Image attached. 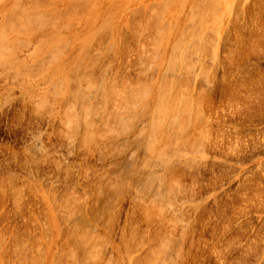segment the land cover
Listing matches in <instances>:
<instances>
[{"label": "rangeland", "instance_id": "1", "mask_svg": "<svg viewBox=\"0 0 264 264\" xmlns=\"http://www.w3.org/2000/svg\"><path fill=\"white\" fill-rule=\"evenodd\" d=\"M168 1L0 0V264H264V0Z\"/></svg>", "mask_w": 264, "mask_h": 264}, {"label": "bare ground", "instance_id": "2", "mask_svg": "<svg viewBox=\"0 0 264 264\" xmlns=\"http://www.w3.org/2000/svg\"><path fill=\"white\" fill-rule=\"evenodd\" d=\"M15 1H16V0H15ZM17 1H18V0H17ZM69 1H70V0H69ZM86 1H87V0H86ZM165 1H166V0H165ZM167 1H168V0H167ZM169 1H170V0H169ZM169 1H168V2H169ZM195 1H196V0H195ZM199 1H200V0H199ZM200 2H201V1H200ZM14 3H15V2H14ZM14 3H13V4H14ZM163 3H164V0H163ZM165 3H166V2H165ZM17 4H18V3H17ZM17 4H16V5H17ZM84 4H85V3H84ZM86 4H87V2H86ZM195 4H196V3H195ZM17 6H18V5H17ZM183 6H184V5H183ZM10 7H12V5H11ZM22 7H23V6H22ZM29 7H30V6H29ZM35 7H36V6H35ZM72 7H73V6H72ZM12 8H13V7H12ZM15 8H16V7H15ZM15 8H14V10H15ZM17 8H18V7H17ZM17 8H16V9H17ZM149 8H150V7H149ZM162 8H163V7H162ZM23 9H24V8H23ZM37 9H38V8H37ZM64 9H65V8H64ZM74 9H75V8H74ZM14 10H13V11H14ZM25 10H26V9H25ZM29 10H30V9H29ZM7 11H9V10H7ZM23 11H24V10H23ZM27 11H28V10H27ZM66 11H67V10H66ZM160 11H161V10H160ZM163 11H164V10H163ZM10 12H12V10L9 11V13H10ZM34 12H37V11H34ZM41 12H42V11H41ZM41 12H37V13H38V14H41ZM50 12H51V11H50ZM112 12H113V11H112ZM148 12H149V11H148ZM15 13H16V12H15ZM24 13H25V12H24ZM37 13H35V14H37ZM42 13H43V12H42ZM48 13H49V12H48ZM161 13H162V12H161ZM192 13H193V12H192ZM21 14H22V12L20 13V15H21ZM64 14H65V13H64ZM156 14H157V13H156ZM13 15H14V14H13ZM13 15H12V16H13ZM32 15H33V14H32ZM157 15H158V14H157ZM195 15H196V14H195ZM207 15H208V14H207ZM4 16H5V14H4ZM35 16L37 17V15H35ZM40 16H41V15H39V17H40ZM43 16H44V15H43ZM43 16H42V17H43ZM57 16H58V15H57ZM155 16H156V15H155ZM160 16H161V15H160ZM160 16H159V17H160ZM5 17H6V16H5ZM8 17H9V16H8ZM39 17H37V18H39ZM45 17H46V16H45ZM45 17H44V18H45ZM107 17H108V16H107ZM111 17H112V16H111ZM191 17H192V16H191ZM33 18H34V17H33ZM47 18H48V17H47ZM52 18H54V17H52ZM109 18H110V16H109ZM26 19H27V18H26ZM29 19H30V18H29ZM40 19H41V18H40ZM45 19H46V18H45ZM48 19H49V18H48ZM54 19H55V18H54ZM105 19H106V18H105ZM112 19H113V17H112ZM157 19H158V18H157ZM161 19H162V18H161ZM201 19H202V18H201ZM24 20H25V19H24ZM24 20H22V22H23ZM41 20H42V19H41ZM106 20H107V19H106ZM5 21H6V19H5ZM7 21H9V19H8ZM32 21H33V20H32ZM38 21H39V20H38ZM102 21H103V20H102ZM146 21H147V20H146ZM162 21H163V20H162ZM35 22H36V21H35ZM41 22H42V21H41ZM53 22H54V21H52L51 23H53ZM103 22H104V21H103ZM107 22H108V21H107ZM30 23H31V21H30ZM39 23H40V22H39ZM42 23H43V22H42ZM45 23H46V22H45ZM45 23H44V24H45ZM67 23H68V22H67ZM104 23H105V22H104ZM104 23H103V24H104ZM163 23H164V22H163ZM163 23H161V24H163ZM165 23H166V22H165ZM53 24H54V23H53ZM53 24H52L51 26H53ZM101 24H102V22H101ZM154 24H155V23H154ZM201 24H202V23H201ZM46 25H48V24H46ZM143 25H144V22H143ZM21 26H22V25H21ZM39 26H40V25H39ZM39 26L37 25L38 29H39ZM42 26H43V25H42ZM66 26H67V25H66ZM103 26H104V25H103ZM161 26H162V25H161ZM161 26H160V27H161ZM165 26H166V24H165ZM7 27H8V26H7ZM34 27H35V26H34ZM44 27H45V26H44ZM44 27H42V28H44ZM100 27H101V26H100ZM100 27H98V28H100ZM166 27H167V26H166ZM166 27L163 26V28H166ZM183 27H184V26H183ZM23 28H25V27H23ZM40 28H41V26H40ZM20 29H21V28H20ZM25 29H26V28H25ZM25 29H24V31H25ZM155 29H157V28H155ZM157 30H158V29H157ZM161 30H162V29H161ZM213 30H214V29H213ZM9 31H10V30H9ZM35 31H36V30H35ZM96 31H97V30H96ZM159 31H160V30H158V31H156V32H157V33H160ZM10 32H11V31H10ZM22 32H23V31H22ZM36 32H37V31H36ZM156 32H155V33H156ZM1 33H2V32H1ZM24 33H26V32H24ZM135 33H136V32H135ZM164 34H165V32H164ZM165 35H166V34H165ZM165 35H164V36H165ZM1 36H2V35H1ZM151 36H152V35H151ZM157 36H158V34H157ZM161 36H163V34H162ZM182 36H183V34H182ZM17 37H18V36H17ZM21 37H22V36H21ZM21 37H20V38H21ZM108 37H109V36H108ZM154 37H155V36H154ZM163 38H165V37H163ZM177 38H178V37H177ZM179 38H180V37H179ZM51 39H52V38H51ZM156 39H157V38H156ZM180 39H181V38H180ZM153 40H155V39L153 38ZM159 40H160V39H159ZM5 41H6V40H5ZM17 41H18V39H17ZM163 41H164V40H163ZM163 41H160V42H163ZM65 42H67V41H65ZM113 42H114V41H113ZM157 42H158V40H157ZM179 42H180V41H179ZM67 43H68V42H67ZM114 43H115V42H114ZM177 43H178V42H177ZM42 44H43V43H42ZM44 44H47V43H44ZM91 44H92V43H91ZM153 44H154V43H153ZM153 44H152V45H153ZM157 44H159V42H158ZM157 44H154V45L157 46ZM1 45H2V44H1ZM4 45H5V44H4ZM6 45H7V43H6ZM61 45H62V44H61ZM65 45H66V44H65ZM65 45H64V46H65ZM173 45H174V44H173ZM179 45H180V44H179ZM182 45H183V43H182ZM52 46H53V45H52ZM89 46H90V45H89ZM177 46H178V45H177ZM4 47L6 48V46H4ZM43 47H44V46H43ZM1 48L3 49V47H1ZM36 48H37V50H38L40 47H36ZM57 48H58V47H57ZM57 48H56V49H57ZM173 48H174V47H173ZM173 48H171V49L173 50ZM9 49H10V48H9ZM11 49H12V48H11ZM48 49H49V47H48ZM48 49H47V51H48ZM50 49H51V46H50ZM54 49H55V48H54ZM86 49H87V48H86ZM184 49H185V47H184ZM186 49H187V48H186ZM37 50H36V51H37ZM39 50H40V49H39ZM158 50H159V49H158ZM172 50H171V51H172ZM47 51H46V52H47ZM55 51L57 52V50H55ZM58 51H59V50H58ZM85 51H86V50H85ZM85 51H84V52H85ZM175 51L177 52V50H175ZM179 51H180V50H179ZM186 51H187V50H186ZM52 52H53V49H52ZM59 52H61V51H59ZM160 52H161V50H160ZM172 52H173V51H172ZM170 53H171V52H170ZM182 53H183V52H182ZM47 54H48V53H47ZM53 54H54V53H53ZM59 54H60V53H59ZM172 54H173V53H172ZM51 55H52V54H51ZM54 55H55V54H54ZM54 55H52V56H54ZM176 55H177V54H174L173 56L176 57ZM178 55H179V54H178ZM52 56H51V58H53ZM81 56H82V55H81ZM170 56H171V55H170ZM173 56H171L170 58H172ZM180 56H181V58H182V55H180ZM48 57H49V56H48ZM58 57H59V56H58ZM175 57H174V59L172 58L173 61H175V60L178 58V56H177L176 58H175ZM188 57H189V56H187L186 59H188ZM40 58H41V57H40ZM55 58H56V56H55ZM82 58H83V57H82ZM53 59H54V58H53ZM168 59H169V58H168ZM47 60H49V59H47ZM51 60H52V59H51ZM54 60H56V59H54ZM170 60H171V59H169V61H170ZM56 61H57V60H56ZM173 61H171V62H172V63H171L172 66H173V64H175V65L177 64V65H178V63H176L178 60H176L175 62H173ZM187 61H189V60H187ZM187 61H186V62H187ZM47 62H48V61H47ZM166 62H168V61L166 60ZM1 63H2V62H1ZM3 63H4V62H3ZM80 63H81V62H80ZM169 63H170V62H169ZM81 64H82V63H81ZM171 64H168V65L166 64V65H167V69H168L169 65H171ZM46 65H47V64H46ZM166 65H165V66H166ZM21 66H22V65H21ZM44 67H45V66H44ZM83 67H84V66H83ZM173 67H174V66H173ZM25 68H26V67H25ZM41 68H42V67H41ZM44 69H45V68H44ZM44 69H43V70H44ZM77 69H78V68H77ZM167 69H166V70H167ZM176 69H177V68H176ZM11 70H12V69H11ZM169 70H170V68H169ZM173 70H174V68H173ZM174 71H175V70H174ZM38 72H39V71H38ZM69 72H70V71H69ZM170 72H171V71H170ZM175 72H176V71H175ZM15 73H16V72H15ZM173 74H174V73H173ZM180 74H181V73H180ZM67 75H68V74H67ZM169 75H170V74H169ZM68 76H69V75H68ZM77 76H78V74H77ZM176 76H177V75H176ZM81 77H82V75H81ZM167 77H168V76H167ZM170 77H171V75H170ZM61 78H62V77H61ZM69 78H70V77H69ZM161 78H162V77H161ZM165 78H166V77H165ZM179 78H180V77H179ZM184 78H185V77H184ZM78 79H80V77H79ZM172 79H174V78H172ZM60 80H61V79H60ZM163 80H164V79H163ZM82 81H83V80H82ZM160 81H161V79L159 80L158 83H160ZM168 81H169V79H168ZM175 81H177V80H175ZM57 82H58V81H57ZM62 83H64V81H63ZM86 83H87V82H86ZM162 83H163V82H162ZM162 83H160V85H161ZM168 83L171 84V85H173L171 82H168ZM168 83H167L166 86L169 87ZM60 84H61V83H60ZM77 84H78V83H77ZM164 84H166V79H165ZM175 84H176V83H175ZM177 84L179 85V82H178ZM88 85H90V84H88ZM90 86H91V85H90ZM145 86H146V85H145ZM162 86L165 87L163 84H162ZM162 86H161V90L163 89ZM183 86H184V84H183ZM183 86H182V87H183ZM77 87H78V85H77ZM177 87H178V86H177ZM179 87H180V86H179ZM56 88H59V86L56 87ZM79 88H80V87H79ZM169 88H170V87H169ZM66 89H67V88H66ZM72 89H73V88H72ZM74 89H75V88H74ZM83 89H84V88H83ZM158 89H159V86H158ZM165 89L167 90V87H165ZM165 89H163L162 91L165 92V91H166ZM173 89H174V87L172 88V90H173ZM175 89H177V88L175 87ZM175 89H174L173 93H171L172 90H171V92L169 93V95H171V96L173 95V96H172L173 98H172V97H171V98L174 99V100H172L171 102L168 101V100H166V99H169V98H167V97L169 96L168 93H167L166 95H168V96L165 97V98H163V101H164V103H166L165 101H167V102H169V103L176 104V105H177V106H176L177 109H176V108H174V109H175V111L178 110L177 112L179 113V109H178V108L180 107L181 110H182V108H181V106H178V101L180 100L179 103L182 102V103H181L182 106L185 105L184 109H185V108L188 109V107H189V106H188V103H187V104H185V103L187 102L186 100H188L189 98H187V99L185 98L186 100L183 98L186 102L183 101V99L180 97L181 94H179V93H180V90H178L179 92H177L176 96L179 94L178 96H179L180 99H178V96H177V97H176L177 102H176V100H175V96H174V95H175L174 92L176 93L177 90L175 91ZM178 89H180V88H178ZM69 90H70V89L68 88V91H69ZM75 90H76V89H75ZM77 90H78V89H77ZM154 90H155V89H154ZM169 90H170V89H168V91H169ZM79 91H80V90H79ZM82 91H83V90H82ZM75 92H77V91H75ZM164 92H162V93H164ZM37 93H38V92H37ZM58 93H59V92H57V94H58ZM77 93H78V92H77ZM94 93H95V92H94ZM148 93H149V92H148ZM165 93H166V92H165ZM73 94H74V93H73ZM79 94H80V93H79ZM150 94H151V93H150ZM158 94H159V93H158ZM182 94H183V93H182ZM185 94H186V92H185ZM66 95H67V94H66ZM75 95H76V94H75ZM82 95H84V94H82ZM186 95H187V94H186ZM55 96H56V95H55ZM63 96H65V95H63ZM72 96H74V95H72ZM92 96H93V95H92ZM146 96H147V95H146ZM155 96H157V93H156ZM182 96H184V95H182ZM74 97H75V96H74ZM79 97H80V96H79ZM158 97H159V96H158ZM161 97H162V96L160 95V98H161ZM169 97H170V96H169ZM184 97H185V96H184ZM40 98H41V97H40ZM64 98H65V97H64ZM67 98H68V97H67ZM75 98H76V97H75ZM75 98H74V99H75ZM77 98H78V96H77ZM154 98H156V97H154ZM61 99H62V98H61ZM80 99H82V98H80ZM85 99H86V98H85ZM91 99H92V98H91ZM63 100H64V99H63ZM70 100H71V99H70ZM83 100H84V99H83ZM159 100H161V99L158 98V101L155 100V101H156L155 104H159V103H157V102H159ZM169 100H171V99H169ZM181 100H182V101H181ZM41 101H42V100H41ZM53 101H54V100H53ZM64 101H65V100H64ZM73 101L75 102V100H73ZM174 101H175V103H174ZM150 102H151V101H150ZM75 103H77V101H76ZM75 103H74V104H75ZM164 103H162V101L160 102V104H162V106H163ZM183 103H184V104H183ZM189 103H190V101H189ZM196 103H197V102H196ZM42 104H43V103H42ZM79 104H80V103H79ZM160 104H159V105H160ZM166 104H168V103H166ZM166 104H164V105H165V106H164L165 108H166V107H169V109H172V108H173V106H172L171 104H170L171 108H170V106H168V105L166 106ZM181 104H179V105H181ZM80 105H81V104H80ZM196 105H197V104H196ZM146 106H147V105H146ZM186 106H187V107H186ZM190 106H191L192 109H193V110L191 109V112L193 111V113H195L194 111H195L197 108H196L195 106H194V108H193L192 103H190ZM71 107H73V106H71ZM71 107H70V108H71ZM154 107H156V108H154V109H158V108H159L160 110L162 109V110H161L162 113H160L161 111L159 112V109H158V112L160 113V115L162 116L163 119H164V118L167 119V115H168V114H165V113H168V112L171 113L170 115H171L172 118H173V116H175V115H176L175 118H177L178 113L175 112L173 109H172V110H173L174 112H173V111L171 112V110H169V109H168V110L165 109V110H167V112L164 110V112H165L164 114H165L166 116H165V115L163 116L162 114H163V109H164V107H161V105H160L161 108L158 107V105H157V106H154ZM174 107H175V105H174ZM66 108H68V110H69V107L66 106ZM66 108H65V109H66ZM84 108H85V107H84ZM195 108H196V109H195ZM73 109H74V107H73ZM184 109H183V110H184ZM187 109H185L184 111L182 110V112L185 113V112L187 111ZM189 109H190V107H189ZM189 109H188V111H190ZM63 110H64V109H63ZM68 110H65V111H68ZM84 110L86 111V108H85ZM89 110H90V109H89ZM181 110H180V112H181ZM69 111H70V110H69ZM85 111H84V113H85ZM152 111H153V109H152ZM156 111H157V110H156ZM156 111H153V112H155V114H153V112H151V115H155L156 118H157L156 120H154V122L159 120V121L156 122V124H155V125H157V127H155L154 122H152V121L150 122L151 125H148V127H150V126L152 127V124H153L155 130H154V128H152V130L149 128V130H151L152 132H153V131L156 132V130H157V132H158V131H161L159 128L161 127V123H162V121H163L162 118H161V116H160V118L158 119L159 115L157 114ZM88 112H89V111H88ZM88 112H87V113H88ZM191 112H189L188 114H187V112H186V114L183 113V115H182L181 118H183L184 115H185V117L187 116V118H188L189 116H191V115H189ZM63 113H64V112H63ZM65 113H68V112H65ZM84 113H83V114H84ZM87 113H86V114H87ZM147 113H148V112H147ZM174 113H175V114H174ZM176 113H177V114H176ZM69 114H70V113H69ZM172 114H173V115H172ZM180 114H181V113H180ZM196 114H197V112H196ZM196 114H195V115H196ZM66 115H67V114H66ZM87 115H88V114H87ZM149 115H150V114H149ZM157 115H158V116H157ZM188 115H189V116H188ZM195 115H192V116L196 117ZM81 116H82V114H81ZM155 116H154V119H155ZM179 116H180V115H179ZM86 117H87V116H86ZM100 117H101V116H100ZM148 117H149V116H148ZM65 118H66V117H65ZM71 118H72V117H71ZM172 118H170V116H169L168 119H167V121L170 119L169 122H170V121H174V122L176 121V122H177V120H175V119L173 120ZM187 118H183V120L186 121ZM150 119H152V118H149V121H150ZM166 119H164V121H163V123H162V124H164L165 122L167 123V124L163 125V126H164V129L168 128V125H169V122L165 121ZM171 119H172V120H171ZM177 119H179V118H177ZM194 119H195V118H194ZM78 120H79V119H78ZM86 120H87V119H86ZM152 120H153V119H152ZM160 120H161V123H159ZM183 120H182V122H183L184 125H185L186 122L188 123L189 118H188V120H187L186 122L183 121ZM149 121H147V122H149ZM189 121H190V120H189ZM192 121H193V120H192ZM67 122H68V121H67ZM73 122H74V120H73ZM174 122H173V123H174ZM178 122H181V119H180V121L178 120ZM178 122H177L176 125L180 124V125H178V126H179V129H180L181 131L184 130V129L186 128V127H185L186 125H185V126H182V125H181L182 122H181V123H178ZM196 122H197V121H196ZM69 123H70V121H69ZM69 123H68V124H69ZM71 123H72V121H71ZM170 123H172V122H170ZM183 123H182V124H183ZM189 123H190V122H189ZM66 124H67V123H66ZM68 124H67V125H68ZM87 124H88V123H87ZM148 124H149V123H148ZM158 124H160V125H158ZM191 124H192V123H190V126H191ZM73 125H74V124H73ZM91 125H92V124H91ZM166 125H167V126H166ZM170 125H171V124H170ZM188 125H189V124H188ZM158 126H159V127H158ZM163 126H162V127H163ZM173 126H175V124H174ZM178 126L175 127L176 130H174V132H175V131L177 132V131L179 130V129L177 130ZM181 126L184 127V128L181 129ZM162 127H161V129H162ZM165 127H166V128H165ZM71 128H72V127H71ZM68 129H69V128H68ZM72 129H73V128H72ZM141 129L144 130L143 128H141ZM141 129H140V130H141ZM147 129H148V128H147ZM147 129H146V131H147ZM164 129H163V130H164ZM66 130H67V129H66ZM75 130H76V127H75ZM138 130H139V129H138ZM170 130H171V131H170ZM172 130H173V129L166 130V133L164 132L165 134H163V131H161L160 134H162V135L157 134V136H158V135H160V136L165 135V138H166V134H167V137L170 135V134H168L167 131H169V133H171ZM180 130H179V131H180ZM186 130H187V128H186ZM186 130H185V131H186ZM94 131H95V130H94ZM151 131H150V132H151ZM71 132H72V130H71ZM98 132H99V131H98ZM142 132H144V131H142ZM148 132H149V131H148ZM150 132H149V134H146L147 132H146L145 134H146V135H150V134L152 133V132H151V133H150ZM154 132H153V136L150 135V136H152L150 142L148 141V140L150 139V137L147 136L149 139H148V138H147L148 140L145 139V140H146V143H147V141L150 143V147H151V145H152L151 142H152L153 140H154V141L158 140L157 137H155V138H157L156 140H155V138H153L154 135L156 134V133H154ZM68 133H69V132H68ZM100 133H101V131H100ZM145 134H144V136H145ZM173 134H174V133L172 132V133H171V136H172ZM89 135H91V134H89ZM93 135H94V134H93ZM98 135H99V134H98ZM103 135H104V134H103ZM174 135H176V134H174ZM100 136H101V135H100ZM100 136H99V137H100ZM155 136H156V135H155ZM160 136H158V137H160ZM177 136H178V134H177ZM82 137L84 138V136H82ZM87 137H88V136H87ZM87 137H86V139H87ZM89 137H90L89 139H91V137H93V136H89ZM115 137H116V136H115ZM163 137H164V136H163ZM169 137H170V136H169ZM179 137H180V136H179ZM152 138H153V139H152ZM161 138H162V137H161ZM161 138H159V139H161ZM173 138H174V136H173ZM89 139H88V140H89ZM142 139H143V138H142ZM163 139H164V138H162L161 142L163 141ZM168 139H169V138H167V141H168ZM110 140H111V139H110ZM164 140H165V139H164ZM174 140H175V139H174ZM176 140H177V139H176ZM185 140H186V139H185ZM165 141H166V140H165ZM179 141H180V140H179ZM187 141H188V140H187ZM144 142H145V141H144ZM176 142H178V141H176ZM86 143H87V142H86ZM149 143H148V144H149ZM152 143H153V142H152ZM165 143H166V142H165ZM184 143H185V142H184ZM157 144H158V143H157ZM169 144H170V143H169ZM189 144H190V143H189ZM145 145H147V144H145ZM155 145H156V143H155ZM166 145H167V143H166ZM181 145H183V144H181ZM84 146H85V145H84ZM153 146H154V143H153ZM153 146L151 147V149L153 148ZM175 146H176V145H175ZM188 147H189V146H188ZM87 148H88V147H87ZM145 148H146V149L148 148V151H149V149H150V148H149V145H147V147H145ZM154 148H155V147H154ZM154 148H153V150H154ZM158 148H160V147H158ZM158 148H157V150H155V155L158 154V155H159L158 158H160V155H162V154H159V153H160V150H158ZM162 148H163V147H162ZM160 149H161V148H160ZM181 150H182V149H181ZM145 151H146V150H145ZM148 151H147V152H148ZM150 151H151V150H150ZM156 151H158V153H156ZM186 151H187V150H186ZM153 152H154V151H153ZM153 152H150L151 155H152ZM148 153H149V152H148ZM162 153H163V152H162ZM167 153H168V152H167ZM173 154H174V153H173ZM155 155H154V156H155ZM169 156H170V155H169ZM147 157H148V156H147ZM147 157H146V158H147ZM162 157H163V156H162ZM150 158H151V156H150ZM154 158H156V157H154ZM158 158H156V159H158ZM167 158H168V157H167ZM174 158H175V157H174ZM148 159H149V158H148ZM158 160H160V159H158ZM144 161H146V160H144ZM160 161H161V160H160ZM146 162H147V161H146ZM156 162H157V161H156ZM151 163H152V162H151ZM158 163H159V162H158ZM160 163H161V162H160ZM162 163H163V162H162ZM168 163H169V162H168ZM168 163L166 164L167 166H169ZM158 165H159V164H158ZM145 166H146V165H145ZM138 167H139V166H138ZM147 167H148V166H147ZM164 167H166V166H164ZM144 168H145V167H144ZM144 168H143V169H144ZM148 168H149V167H148ZM173 168H174V167H173ZM150 169H152V168L150 167ZM165 169H166V168H165ZM140 171H141V170H140ZM146 172H148V171H146ZM160 172H161V171H160ZM160 172H159V173H160ZM151 173L153 174V172H151ZM164 173H165V172H164ZM173 173H174V172H173ZM136 174H137V173H136ZM143 174H144V176H145V173H143ZM152 174H151V175H152ZM157 174H158V173H156V174H154V175L156 176ZM116 175H117V174H116ZM140 175H141V174H140ZM149 175H150V174H149ZM159 175H160V174H159ZM138 176H139V175H138ZM146 176H147V175H146ZM158 177H160V176H158ZM122 178H123V177H122ZM162 178H163V177H162ZM170 178H171V177H170ZM170 178H169V179H170ZM120 179H121V178H120ZM127 179H128V178H127ZM149 179H150V178H149ZM160 179H161V178H160ZM160 179H158V178L156 177V178H155V180H156L155 183H157V181H159ZM169 179H168V180H165V181H168V183H169V182H172V181H169ZM123 180H125V179H123ZM139 180H140V179H139ZM150 180H151V181H149V182L151 183V182H152V178H151ZM161 180H162V179H161ZM161 180H160V182H158V183L163 182V181H161ZM163 180H164V179H163ZM171 180H173V179H171ZM174 180H175V179H174ZM144 181H145V178H144ZM144 181H143V182H144ZM146 181H147V179H146ZM165 181H164V182H165ZM176 182H177V181H176ZM128 183H129V182H128ZM146 183H147V182H146ZM168 183H167V184H168ZM123 184H124V182H123ZM161 184H162V183H161ZM164 184H165V183H164ZM111 185H112V184H111ZM127 185H128V184H127ZM147 185H149V184H147ZM156 185H157V188H154V189H157V191H158L159 184H155V186H156ZM162 185H163V184H162ZM169 185H170V184H168V186H166V188H167V187L169 188ZM144 186H145V185H144ZM164 186H165V185H164ZM170 186H171V185H170ZM108 187H109V186H108ZM110 187H111V186H110ZM128 187H129V186H128ZM147 187H148V186H147ZM149 187H153V186L150 185ZM160 187H161V185H160ZM125 188H126V187H125ZM141 189H142V188H141ZM145 189H146V188H145ZM148 189H149V188H147V190H148ZM152 189H153V188H152ZM170 189H171V188H170ZM134 190H135V189H134ZM163 190H164V189H163ZM165 190H166V189H165ZM175 190H177V188H176ZM167 191H170V190H167ZM167 191H166V192H167ZM103 192H104V191H103ZM117 192H118V191H117ZM120 192H121V191H120ZM155 192H156V190H155ZM172 192H173V191H172ZM157 193H158V192H157ZM159 193H160V192H159ZM159 193H158V194H159ZM161 193H162V192H161ZM158 194H157V197L159 196ZM160 195H161V194H160ZM166 195H167V194H166ZM149 196H150V195H149ZM172 196H173V195H172ZM66 197H67V196H66ZM116 197H117V196H116ZM155 197H156V194H155ZM78 198H79V197H78ZM158 198H159V197H158ZM160 198L162 199L163 197H160ZM165 198H166V197H165ZM169 199H170V198H169ZM107 200H108V199H107ZM141 200H142V199H141ZM147 200H148V199H147ZM158 200H159V199H158ZM163 200H164V199H163ZM166 200H167V199H166ZM66 201H67V200H66ZM55 202H56V201H55ZM64 202H65V201H64ZM70 202H71V201H70ZM75 202H76V201H75ZM152 202H153V200H152ZM161 202H162V201H161ZM81 203H82V202H81ZM158 203H159V202H158ZM169 203H170V202H169ZM101 204H102V203H101ZM161 204H162V203H161ZM156 206H157V205H156ZM156 206H155V207H156ZM158 206H159V205H158ZM158 206H157V207H158ZM160 206H161V205H160ZM146 207H147V206H146ZM151 207H152V206H151ZM163 207H164V206H163ZM69 208H70V207H69ZM53 210H54V209H53ZM78 210H79V209H78ZM161 211H162V210H161ZM71 212H72V211H71ZM78 212H79V211H78ZM78 212H76V213H78ZM95 212H96V211H95ZM150 212H151V211H150ZM152 212H153V211H152ZM148 214H149V213H148ZM84 215H85V213H84ZM84 215H83V216H84ZM70 216L72 217L73 215L71 214ZM70 216H68V217H70ZM74 216H75V215H74ZM152 217H153V216H152ZM149 218H150V217H149ZM72 220H73V219H72ZM36 221H37V220H36ZM73 222H74V221H73ZM88 223H89V222H88ZM76 224H77V223H75L74 226H76ZM71 225H72V224H71ZM88 227H89V226H88ZM70 228H71V227H70ZM77 229H78V227L76 228V230H77ZM76 230H75V233H77ZM85 230H87V227H86ZM88 231H89V230H88ZM86 232H87V231H86ZM93 232H94V231H93ZM93 232H91V233L93 234ZM78 233H80V232H78ZM91 233H90V234H91ZM95 233H96V232H95ZM81 234H83V236L85 237L84 234H86V233L84 232V233H81ZM92 234H91L90 236H92ZM83 236H80V238H82ZM94 236H95V235H94ZM97 236H98V235H97ZM75 237H76V235H75ZM77 237H78V236H77ZM130 237H131V236H130ZM1 238H2V236H1ZM32 238H34V237H32ZM36 238H38V237H36ZM78 238H79V237H78ZM85 238H88V240H89L88 234H87V237H85ZM85 238H83V239L85 240ZM91 238H92V237H91ZM38 239H39V238H38ZM97 239H98V237H97ZM0 240H1V239H0ZM80 240H81V239H80ZM84 240H82L83 243H82V241H81V243L85 245L86 243L84 242ZM88 240H87V242H88ZM90 240H91V239H90ZM74 241H75V238H74ZM76 241H77V239H76ZM85 241H86V240H85ZM93 241H94V240H93ZM123 242H124V241H123ZM139 242H140V241H139ZM94 243H95V242H94ZM168 243H169V242H168ZM24 244H25V241H24ZM79 244H80V242H79ZM90 244L92 245L93 243H90ZM87 245H88V244H87ZM65 246H66V245H65ZM77 246H78V245H77ZM93 246H94V245H93ZM160 246H163V245H160ZM164 246H166V245H164ZM69 247H70V246H69ZM91 247H92V246H91ZM156 247H157V245H156ZM10 248H11V247H10ZM25 248H26V247H25ZM29 248H30V247H29ZM124 248H125V246H124ZM159 248H161V247H159ZM159 248H158V249H159ZM66 249H67V248H66ZM94 249H95V248H94ZM161 249H163V247H162ZM167 249H168V248H167ZM70 250H72L71 247H70ZM73 250H74V249H73ZM73 250H72V251H73ZM89 250H91V249H89ZM97 250H99V249H97ZM123 250H124V249H123ZM75 251H76V250H75ZM85 251H86V250H85ZM155 251L157 252V251H159V250H155ZM155 251H154V252H155ZM163 251H164V250H162V252H163ZM25 252H26V250H25ZM88 252H89V251H88ZM125 252H126V251H125ZM152 252H153V250H152ZM154 252H153V254H154ZM160 252H161V251H160ZM160 252H159V254H160ZM162 252H161V253H162ZM83 253H84V252H83ZM85 253H86V252H85ZM92 253H93V252H92ZM92 253L90 252L89 254H92ZM163 253H164V252H163ZM43 254H44V252H43ZM72 254H73V253H72ZM40 255H41V254H40ZM76 255H77V253H76ZM83 255H84V254H83ZM86 255H87V254H86ZM92 255H93V254H92ZM92 255H90V258H87V260H92V259H91V256H92ZM156 255H158V254L156 253V254L154 255V256H155V259H158V256H156ZM14 257H15V256H14ZM75 257H76V256H75ZM85 257H86V256H85ZM88 257H89V255H88ZM156 257H157V258H156ZM161 257H162V256H161ZM167 257H168V256H167ZM92 258H94V256H92ZM17 259H18V258H17ZM24 259H25V258H24ZM152 259H154V257H153ZM159 259H160V257H159ZM162 259H163V258H162ZM162 259H160V260H161V261H164V260H162ZM42 260H43V259H42ZM73 260H74V259H73ZM83 260H84V256H83ZM105 260H106V259H105ZM154 261H155V260H154ZM154 261H151L152 264H153ZM158 261H159V260H158ZM165 261H167V260L165 259ZM43 262H44V261H43ZM90 262H91V261H90ZM148 262H149V264L151 263L150 261H148ZM155 262H156V261H155ZM42 264H43V263H42ZM81 264H82V263H81ZM83 264H84V263H83ZM90 264H92V263H90ZM154 264H156V263H154Z\"/></svg>", "mask_w": 264, "mask_h": 264}]
</instances>
